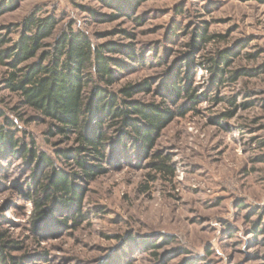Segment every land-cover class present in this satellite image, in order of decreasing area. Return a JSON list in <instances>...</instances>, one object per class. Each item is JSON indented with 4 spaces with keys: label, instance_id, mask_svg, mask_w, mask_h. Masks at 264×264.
Masks as SVG:
<instances>
[{
    "label": "rangeland",
    "instance_id": "374dc122",
    "mask_svg": "<svg viewBox=\"0 0 264 264\" xmlns=\"http://www.w3.org/2000/svg\"><path fill=\"white\" fill-rule=\"evenodd\" d=\"M30 14L55 17V36L71 27L95 45L118 46L104 51L115 78L102 86L120 99L132 86V100L160 104L172 118L149 148L126 130L109 131L105 172L89 180L72 158L75 135H56L25 107L6 88L10 66L0 62V110L11 129L56 169L77 174L82 194L77 223L70 216L78 208L55 202L34 224L27 196L50 168L1 154L0 232L15 245L3 248L7 264H264V0H0V34L9 40L0 48L20 39ZM202 26L215 37L201 46L193 42ZM226 50L220 82L203 65ZM178 72L195 74L193 109L166 89ZM235 73L242 74L230 79ZM145 80L148 90L140 88ZM159 161L169 171H159Z\"/></svg>",
    "mask_w": 264,
    "mask_h": 264
},
{
    "label": "trees",
    "instance_id": "16d2710c",
    "mask_svg": "<svg viewBox=\"0 0 264 264\" xmlns=\"http://www.w3.org/2000/svg\"><path fill=\"white\" fill-rule=\"evenodd\" d=\"M58 22L53 16L40 17L35 14L28 15L22 21L20 39L9 47L0 48V62L10 66L3 81L9 91L18 94L25 107L50 121L56 135H75L79 145L72 158L82 176L92 180L105 172L102 162L106 159L104 151L110 138L109 131L115 130L119 133L126 130L133 136V140L139 141L142 147L149 148L171 120L172 112L160 104L132 100L135 92L132 86L121 88V99L104 88L102 84L110 86L115 78L114 70L109 66L110 59L104 51L119 52L118 46L95 45L89 36L72 30L71 27L63 29L55 36ZM214 37V34L208 35L207 27L202 26L193 43L198 42L202 46ZM50 38H54V41L48 42ZM8 41V38L0 34V47ZM125 51L128 58L134 59L135 54L131 49ZM229 54L231 52L228 50L222 51L217 57L207 59V64L203 65L213 73L217 81L225 80V69L221 66L230 64ZM30 59L32 60L28 61ZM114 65L122 66L116 61ZM242 73H235L229 78L233 80ZM192 77L182 76L180 72L174 73L175 82L166 88L175 100L187 98L189 109H193L197 103L196 89L191 85ZM141 86L140 88L148 90L149 82L145 80ZM229 103L235 106L233 98ZM184 110L186 111L185 106L182 113ZM231 114L232 110L225 116ZM0 118L3 120L0 122V155L6 152L15 153L30 164L35 162L42 169L50 168V171L44 173L42 183L27 196L33 206L29 214L31 222L38 224L44 221L52 203L56 202L70 210L78 208L70 216L71 223H77L82 200V194L73 182L77 174L56 169L54 159L43 151H38L33 140L26 143L23 137L17 135V129H11H14L15 124L1 110ZM33 118L30 117L25 122L29 123ZM49 132L52 134L53 131ZM57 155L68 159V154L64 151H57ZM92 161L97 163L93 164ZM155 167L159 171H169L161 161ZM253 229L257 231V225ZM4 233L0 232L1 264H7L10 259L3 248L15 247L7 244ZM154 244L155 242L149 245L154 247ZM11 262L15 264L14 261Z\"/></svg>",
    "mask_w": 264,
    "mask_h": 264
}]
</instances>
